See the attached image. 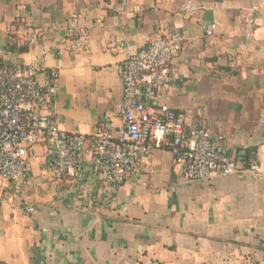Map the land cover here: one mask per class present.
<instances>
[{"label": "crops", "instance_id": "crops-1", "mask_svg": "<svg viewBox=\"0 0 264 264\" xmlns=\"http://www.w3.org/2000/svg\"><path fill=\"white\" fill-rule=\"evenodd\" d=\"M190 2L201 9L184 13ZM75 18L87 48L71 54L58 45ZM170 32L185 42L163 103L224 136L228 153L257 162L260 176L189 181L173 154L158 150L95 212L50 171L39 145L27 204L3 188L0 264H264V0H0V62L43 63V86L58 73L51 113L69 133L92 136L105 121L120 131L119 66Z\"/></svg>", "mask_w": 264, "mask_h": 264}, {"label": "built area", "instance_id": "built-area-1", "mask_svg": "<svg viewBox=\"0 0 264 264\" xmlns=\"http://www.w3.org/2000/svg\"><path fill=\"white\" fill-rule=\"evenodd\" d=\"M200 9L190 2L182 11ZM217 30L218 25L212 24L206 34L212 37ZM184 42V35L170 32L127 55L119 66L123 101L116 107L123 127L118 131L105 121L92 136L69 133L55 121L51 108L58 92L57 72H50L43 86L38 80L45 70L43 63L0 62V198L8 184L14 199L27 204L34 187L31 153L39 145L46 148L50 171L82 202L84 210L95 212L118 195L158 150L170 151L189 181H207L216 174L259 177L260 165H245L231 156L224 136H214L199 121L163 103L164 94L176 80L174 61ZM28 46L36 48L38 41L32 39ZM58 47L71 54L86 50L87 36L78 19H73ZM43 49L46 57L49 50ZM26 211L34 214L36 210L27 207Z\"/></svg>", "mask_w": 264, "mask_h": 264}, {"label": "trees", "instance_id": "trees-1", "mask_svg": "<svg viewBox=\"0 0 264 264\" xmlns=\"http://www.w3.org/2000/svg\"><path fill=\"white\" fill-rule=\"evenodd\" d=\"M11 50L17 53H24L28 51V47L23 46V47H17V45H13L11 47Z\"/></svg>", "mask_w": 264, "mask_h": 264}]
</instances>
